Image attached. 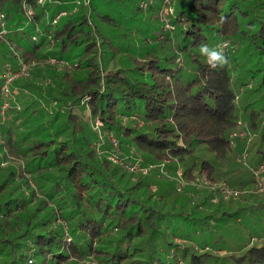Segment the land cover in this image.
I'll return each instance as SVG.
<instances>
[{
  "label": "trees",
  "instance_id": "obj_1",
  "mask_svg": "<svg viewBox=\"0 0 264 264\" xmlns=\"http://www.w3.org/2000/svg\"><path fill=\"white\" fill-rule=\"evenodd\" d=\"M0 13V264H264L251 243L264 229L243 232L248 216L264 228V0H0ZM25 64L6 96L7 66ZM94 119L146 163L182 168L184 191L97 153ZM197 177L218 188L197 196Z\"/></svg>",
  "mask_w": 264,
  "mask_h": 264
},
{
  "label": "rangeland",
  "instance_id": "obj_2",
  "mask_svg": "<svg viewBox=\"0 0 264 264\" xmlns=\"http://www.w3.org/2000/svg\"><path fill=\"white\" fill-rule=\"evenodd\" d=\"M169 26H170V24L165 22V27H169ZM52 61L55 62V59H53ZM24 66L27 67L28 71L30 70L28 65L25 64ZM24 68L25 67H23V69L18 72V75L14 76L12 74L13 69L11 68V66H7L6 75H9V77L12 78V81L10 82V85L12 84V82L15 79L20 77V75L21 76L22 75L23 76L29 75V72L25 71ZM12 95H13V92H12ZM87 113L89 114V111H87ZM97 120L94 119L93 123H91L92 126H93V129L95 131H97V133H98V136H97V138L95 140H97L100 135H101V137L104 136L103 137L104 141H101L99 144H95V142H96L95 140H93V142H92V147L95 149V151L97 153L101 154L103 157L104 156L107 157V159H109L114 164L120 165L121 167L125 168L127 171H129V172H131V173H133L135 175L140 174V173L147 174L149 172H152L154 170H158L159 169L162 174H164L165 176L169 177L170 180H173L175 182V186H176V189H177L178 192H183L184 191V188L187 185H186V182L183 180V175H182L183 174V170H182V168H179L177 170V177H176L173 174L169 173L165 168L162 167V164H164V167H165V163H156L157 167L155 165L152 168L149 167L150 163H146L144 161V159L140 155H135L133 152H129V151H126L125 149H123L121 147L118 139H117L118 140L117 143L115 144L111 137L112 136L116 137V136L112 132L105 131L103 129V126H101V128L97 127V125H96L97 124V122H96ZM239 122H240V124L242 123L241 120ZM234 136H236V135H234ZM242 137H244V138H242V140L247 138V140L244 141L245 143L248 144L247 150H248V148L251 147V145L253 143H255L257 141V138H258L254 133H251L250 131H248L246 134L244 132ZM246 154L248 155V153H246ZM247 155L244 154L243 157L245 158ZM3 166H5V164H3ZM255 173H256L255 175L257 176V180L259 182L258 183L259 188L262 190V188L264 189V175L261 172V170H256ZM192 185L199 189L197 191V193H196L197 196L199 194L201 195V192H203L205 189H213V190H215V188L216 189L218 188V186L210 184V182H208V180H201L199 177H197L195 179V181L192 183ZM219 186L221 188V192L220 193H223L226 197L231 196V192L232 191H229L228 188L226 186H224L223 184L219 185ZM261 192L262 191L253 192V194H251V195H254V194L255 195L253 197H251L248 202H250V204H257V200L258 199L262 202L263 201V196H262L263 194ZM237 203H239V204H247V201L245 203H243L242 200H238ZM262 210H264V209H262ZM259 217H260L261 220H264V215H259ZM257 218L258 217H254V218H252L251 216L247 217V221H249V223L251 225V227H248V228L244 229V231H243L244 234H245V237H247V239H248V237H250V233L251 232H252V234H259V233H261L260 230L262 231L264 229L263 226L255 224L254 219H257ZM261 222H263V221H261ZM263 241H264L263 238L257 237V235H256L251 240V243H256V242L263 243Z\"/></svg>",
  "mask_w": 264,
  "mask_h": 264
},
{
  "label": "built area",
  "instance_id": "obj_3",
  "mask_svg": "<svg viewBox=\"0 0 264 264\" xmlns=\"http://www.w3.org/2000/svg\"><path fill=\"white\" fill-rule=\"evenodd\" d=\"M87 1H88V0H86V2H87ZM150 1H151V0H150ZM78 2H80V1H78ZM143 3H144L145 5L148 4L147 1H144ZM29 13H31L30 10H29ZM61 14H62V15L65 14V11L62 12ZM0 17H3V15H2L1 13H0ZM57 20H58V19L56 18L54 22H56ZM3 25H4V23H3ZM6 32H7L6 29L3 27V29H2V34L4 35V34H6ZM34 38H35V37H34ZM23 67H25V68H24L25 71H28V69H27L26 66L23 65ZM23 67L20 68L19 71L22 70ZM19 71H18V72H19ZM18 72H15V73H14V72L12 71V74H13L14 76H16V75H18ZM28 72H29V71H28ZM5 77H6V81H5V83H4L3 87H2V89H3V93H4L6 96H10V95H12V94H11V86H10V82L12 81V78L9 77V75H6ZM8 105H9V104L6 103L3 107L6 109V108L8 107ZM98 121H99V122H98ZM96 122H97V124H96L97 127H100V128H101V126H102V122H101L100 120H97ZM101 131H102V130H101ZM99 133H100V132H99ZM236 134H237V133H233L232 136H234V135H236ZM243 134H244V132H240V135H241V136H243ZM103 137H104V136L101 137V135H100L99 138H98L97 140H95L96 142L94 141L95 144H99L101 141H104V138H103ZM111 138H112L113 142L116 144L117 141H118L117 138L114 137V136H112ZM245 155H247V154L245 153ZM154 165L157 167V164H156V163H150V164H149V167L152 168V167H154ZM159 167H160V166H159ZM162 167L164 168V164H162ZM163 168H162V169H163Z\"/></svg>",
  "mask_w": 264,
  "mask_h": 264
},
{
  "label": "clouds",
  "instance_id": "obj_4",
  "mask_svg": "<svg viewBox=\"0 0 264 264\" xmlns=\"http://www.w3.org/2000/svg\"><path fill=\"white\" fill-rule=\"evenodd\" d=\"M201 53L207 56V61L210 65L215 66L216 62H223L222 52L209 48L207 45H204L200 49Z\"/></svg>",
  "mask_w": 264,
  "mask_h": 264
}]
</instances>
